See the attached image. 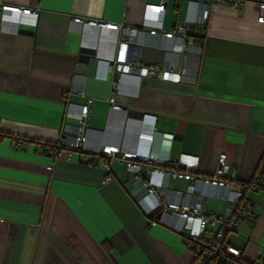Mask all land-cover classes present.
<instances>
[{"label": "crops", "instance_id": "0c3cea01", "mask_svg": "<svg viewBox=\"0 0 264 264\" xmlns=\"http://www.w3.org/2000/svg\"><path fill=\"white\" fill-rule=\"evenodd\" d=\"M160 1L0 0L37 14L17 33L0 31V264H193L182 235L156 221L157 208L147 211L135 200L143 191L130 190L123 162L103 154L94 164L81 160L104 144L131 150L142 113L156 115L153 152L198 156L203 175L224 153L236 173L232 188L252 179L264 156V23L256 21L254 3L209 0L203 31L192 30L200 52L129 44L128 62L174 66L181 79L120 72L113 89L108 67L125 34L96 23L137 26L144 4ZM185 2L164 0L165 30L181 22ZM74 16L96 23L70 30ZM86 98L85 140L69 160L12 146L13 138L57 141ZM108 163L110 178L102 183ZM168 183L185 187L180 179ZM246 197L259 208L229 237L244 261L264 264V181ZM204 205L220 213L224 200L209 197Z\"/></svg>", "mask_w": 264, "mask_h": 264}, {"label": "built area", "instance_id": "2783aa9c", "mask_svg": "<svg viewBox=\"0 0 264 264\" xmlns=\"http://www.w3.org/2000/svg\"><path fill=\"white\" fill-rule=\"evenodd\" d=\"M212 1L225 3L228 6L252 1L256 10V21L264 23V0ZM209 9V0H186L181 22L174 28L165 30L162 23L164 0H161L159 4H144L141 20L137 26L112 22L96 23L92 19L84 20L74 16L69 19V29L79 31L84 24L96 23L102 28L123 31L125 38L117 40L113 63L108 67V70L114 73L111 80L113 89L119 84L117 73L120 72H136L142 76H155L178 82L183 73L182 69L176 70L174 66L160 69L154 65H134L126 60L127 47L129 44H138L175 54L191 49L200 52L201 48L194 45L192 30L197 33L203 31ZM127 16V12H124V20ZM36 17L37 14L29 9L1 4L0 31L17 33L20 22L34 25ZM76 94L81 95L82 92L77 91ZM91 103L92 99L86 98L84 103L78 106V112L72 116L75 123L66 124L65 131L57 141L43 142L13 138L12 146L32 147L35 152L53 159L69 160L71 151L82 149ZM110 108L116 109L118 105L112 104ZM155 120V114L142 113L139 116V131L131 150H121L118 145L104 144L99 152L82 154L81 160L94 164L103 154L114 156L123 162L129 177L130 190L133 192L139 187L143 191V196L137 195L135 200L147 211L157 208L156 221L182 235L186 248L193 254V264H245L242 262L241 248L230 239L229 234L240 225L250 223L254 208H259V205L246 197V191L260 189V182L264 181V156L252 179L243 183L239 189H234L232 184L237 179L236 173L224 153H218L212 172L203 175L196 171L198 156L179 153L176 157L170 158L153 152ZM111 170L108 163L106 165L108 173L102 178V183L109 180ZM171 178L185 181V187L183 189L170 187L168 182ZM209 197L224 200L222 212L206 209L204 201ZM256 262L253 260L247 264H256Z\"/></svg>", "mask_w": 264, "mask_h": 264}, {"label": "water", "instance_id": "95a60500", "mask_svg": "<svg viewBox=\"0 0 264 264\" xmlns=\"http://www.w3.org/2000/svg\"><path fill=\"white\" fill-rule=\"evenodd\" d=\"M181 134H182V130L180 132H175L174 138L177 137L179 139ZM262 260H264V255H262Z\"/></svg>", "mask_w": 264, "mask_h": 264}, {"label": "trees", "instance_id": "16d2710c", "mask_svg": "<svg viewBox=\"0 0 264 264\" xmlns=\"http://www.w3.org/2000/svg\"><path fill=\"white\" fill-rule=\"evenodd\" d=\"M260 186H261V182H260ZM241 261V260H240ZM242 262L243 263H245V264H247V262L246 261H244V260H242ZM262 262H264V260H262ZM256 264H260V262L258 263V262H256Z\"/></svg>", "mask_w": 264, "mask_h": 264}, {"label": "rangeland", "instance_id": "374dc122", "mask_svg": "<svg viewBox=\"0 0 264 264\" xmlns=\"http://www.w3.org/2000/svg\"><path fill=\"white\" fill-rule=\"evenodd\" d=\"M262 264V263H261Z\"/></svg>", "mask_w": 264, "mask_h": 264}]
</instances>
